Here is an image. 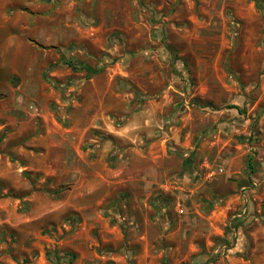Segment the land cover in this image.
<instances>
[{
  "label": "rangeland",
  "instance_id": "obj_1",
  "mask_svg": "<svg viewBox=\"0 0 264 264\" xmlns=\"http://www.w3.org/2000/svg\"><path fill=\"white\" fill-rule=\"evenodd\" d=\"M0 264H264V0H0Z\"/></svg>",
  "mask_w": 264,
  "mask_h": 264
},
{
  "label": "trees",
  "instance_id": "obj_2",
  "mask_svg": "<svg viewBox=\"0 0 264 264\" xmlns=\"http://www.w3.org/2000/svg\"><path fill=\"white\" fill-rule=\"evenodd\" d=\"M190 162L188 161L186 164L188 165ZM252 166V164L250 163V167Z\"/></svg>",
  "mask_w": 264,
  "mask_h": 264
},
{
  "label": "built area",
  "instance_id": "obj_3",
  "mask_svg": "<svg viewBox=\"0 0 264 264\" xmlns=\"http://www.w3.org/2000/svg\"><path fill=\"white\" fill-rule=\"evenodd\" d=\"M180 212L182 213L183 211L181 210Z\"/></svg>",
  "mask_w": 264,
  "mask_h": 264
}]
</instances>
